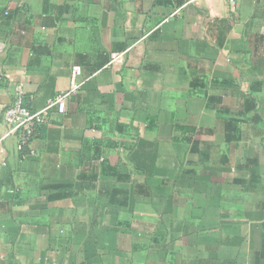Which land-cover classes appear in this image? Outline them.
Instances as JSON below:
<instances>
[{
    "label": "crops",
    "instance_id": "crops-1",
    "mask_svg": "<svg viewBox=\"0 0 264 264\" xmlns=\"http://www.w3.org/2000/svg\"><path fill=\"white\" fill-rule=\"evenodd\" d=\"M74 66L0 143V264H264V0H0V140Z\"/></svg>",
    "mask_w": 264,
    "mask_h": 264
},
{
    "label": "built area",
    "instance_id": "built-area-1",
    "mask_svg": "<svg viewBox=\"0 0 264 264\" xmlns=\"http://www.w3.org/2000/svg\"><path fill=\"white\" fill-rule=\"evenodd\" d=\"M26 0H12V2L24 3ZM236 0H230L234 3ZM126 62V53H112L109 66L124 65ZM82 68L74 66L71 72L70 87L67 91L61 92L55 98L49 100L45 109L34 111L28 104L26 94L21 86L15 91V100L13 104L7 107L4 111L3 121L7 126L6 134L1 138L0 143L9 137L17 139V150L23 152L31 145L33 139L37 135L38 128L46 123L48 119V111L54 107L57 108L60 114H65L67 111L68 98L79 92L83 83L79 82L82 76ZM3 165H6L3 162Z\"/></svg>",
    "mask_w": 264,
    "mask_h": 264
}]
</instances>
